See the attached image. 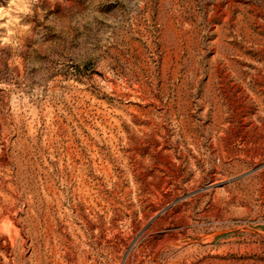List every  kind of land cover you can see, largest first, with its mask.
Returning a JSON list of instances; mask_svg holds the SVG:
<instances>
[{
	"label": "rangeland",
	"instance_id": "1",
	"mask_svg": "<svg viewBox=\"0 0 264 264\" xmlns=\"http://www.w3.org/2000/svg\"><path fill=\"white\" fill-rule=\"evenodd\" d=\"M263 140L264 0H0V264H264Z\"/></svg>",
	"mask_w": 264,
	"mask_h": 264
},
{
	"label": "bare ground",
	"instance_id": "2",
	"mask_svg": "<svg viewBox=\"0 0 264 264\" xmlns=\"http://www.w3.org/2000/svg\"><path fill=\"white\" fill-rule=\"evenodd\" d=\"M254 98V97H253ZM229 129V128H228ZM222 131H223V129H222ZM224 136V135H223ZM247 136V135H246ZM219 139V138H218ZM214 141V140H213ZM226 141V140H225ZM222 143V142H221ZM260 143H261V141H260ZM263 143H264V140H263ZM246 145V144H245ZM249 145V144H248ZM253 145H255V144H253ZM215 146V145H214ZM250 146V145H249ZM263 146V145H262ZM244 147V146H243ZM259 147V146H258ZM214 148V147H213ZM216 149V148H215ZM225 149V148H224ZM257 149V148H256ZM259 150V149H258ZM216 151H217V149H216ZM258 152V151H257ZM217 155H220V151L218 150V154ZM259 156V155H258ZM221 158V157H220ZM223 158V157H222ZM264 165V164H263ZM218 177H216L215 179H214V183L212 184V185H214V186H216V185H218L219 184V182H218ZM174 245V244H173ZM39 259V258H38ZM39 261V260H38ZM41 262V261H40ZM39 262V263H40ZM33 264V263H32ZM38 264V263H37ZM42 264V263H41Z\"/></svg>",
	"mask_w": 264,
	"mask_h": 264
}]
</instances>
